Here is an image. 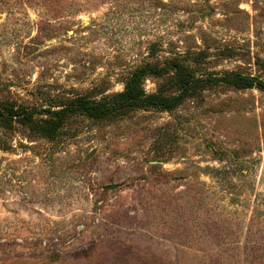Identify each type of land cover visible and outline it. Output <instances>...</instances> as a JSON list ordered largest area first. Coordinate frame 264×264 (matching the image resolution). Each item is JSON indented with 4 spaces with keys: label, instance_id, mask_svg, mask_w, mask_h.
Here are the masks:
<instances>
[{
    "label": "rangeland",
    "instance_id": "1",
    "mask_svg": "<svg viewBox=\"0 0 264 264\" xmlns=\"http://www.w3.org/2000/svg\"><path fill=\"white\" fill-rule=\"evenodd\" d=\"M198 51L199 76L264 80V0H0V104L99 99ZM0 264H264V90L73 114L50 139L0 126Z\"/></svg>",
    "mask_w": 264,
    "mask_h": 264
},
{
    "label": "trees",
    "instance_id": "2",
    "mask_svg": "<svg viewBox=\"0 0 264 264\" xmlns=\"http://www.w3.org/2000/svg\"><path fill=\"white\" fill-rule=\"evenodd\" d=\"M199 57V51L186 56L177 53L174 57L160 63L149 61L141 63L130 72L121 91L99 99L78 95L57 108L28 109L12 104H0V126L6 128L21 126L36 136L50 139L57 135L73 114H84L89 118L101 120L123 115L139 108L152 107L170 110L195 93L198 87L219 83L240 89L256 87L264 90L263 79L238 71L226 72L223 75H197L187 61L198 60ZM164 75H170L178 83L179 88L176 93L162 95L145 92L142 84L147 76Z\"/></svg>",
    "mask_w": 264,
    "mask_h": 264
},
{
    "label": "water",
    "instance_id": "3",
    "mask_svg": "<svg viewBox=\"0 0 264 264\" xmlns=\"http://www.w3.org/2000/svg\"><path fill=\"white\" fill-rule=\"evenodd\" d=\"M117 185L116 184H109V185H105L104 188L105 189H113V188H116Z\"/></svg>",
    "mask_w": 264,
    "mask_h": 264
}]
</instances>
